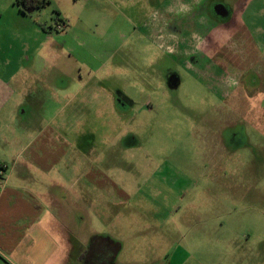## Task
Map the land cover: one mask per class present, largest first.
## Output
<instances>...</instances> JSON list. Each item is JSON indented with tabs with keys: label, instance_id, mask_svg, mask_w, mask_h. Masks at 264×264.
I'll use <instances>...</instances> for the list:
<instances>
[{
	"label": "rangeland",
	"instance_id": "374dc122",
	"mask_svg": "<svg viewBox=\"0 0 264 264\" xmlns=\"http://www.w3.org/2000/svg\"><path fill=\"white\" fill-rule=\"evenodd\" d=\"M212 1L229 8L230 27L247 29L246 34L234 32V38L217 30L223 48L230 52L242 41L245 49L250 46L263 54L264 0H244L249 6L238 14L242 0ZM168 2L51 0L41 11L24 16L16 0H0V77L7 79L28 56L27 74L40 76L32 83L38 92H28L26 115L12 104L0 114L12 126L5 135L37 137L66 101L64 93L84 83L88 90L99 84L104 107L93 100L90 111L84 104V110L73 111L82 98L74 97L72 137L74 142L86 136L94 139L102 150L87 161L114 174L116 183L130 191L132 202L95 218L96 234L122 243L125 264L139 259L164 264L173 252L184 259L186 252L194 255L189 264L209 262L207 253L194 252H237L233 264H264V65L256 59L242 73L221 71V79L234 80L226 78L220 92L219 83L187 69L178 54L168 53L166 46L173 49L186 35H175L170 27L168 32L164 24L162 37L161 20L179 18L180 25L191 24L177 15L189 12L190 3L172 5L171 0L168 17ZM193 33L187 43L204 41ZM170 72L178 74L176 88L170 85ZM50 87L58 91L57 101ZM226 92L233 94L228 102L220 94ZM111 120L119 122L117 128H86ZM24 125L27 129L21 128ZM208 131L220 134L224 152L210 150ZM81 151L75 145V152ZM1 163L10 168L12 162ZM73 232L79 237L76 251L81 246L90 250L94 235L79 231L77 225ZM130 252L134 256L128 257Z\"/></svg>",
	"mask_w": 264,
	"mask_h": 264
},
{
	"label": "crops",
	"instance_id": "0c3cea01",
	"mask_svg": "<svg viewBox=\"0 0 264 264\" xmlns=\"http://www.w3.org/2000/svg\"><path fill=\"white\" fill-rule=\"evenodd\" d=\"M179 1L181 0H173L172 5ZM188 2L191 3V9L198 6L194 5L197 4L196 0H188ZM245 2L242 0L238 5L236 14L246 12L249 5ZM172 5L169 0L165 7L166 14L171 12ZM24 16L26 15L24 14ZM161 21V24H158V32L164 37L165 29L163 28L166 23ZM240 21H242L241 18ZM230 29L232 38L235 37V33H247L244 26L233 25ZM219 35L220 33L218 32L217 35L216 31L211 34L212 41L209 42L208 54L213 58L212 63L206 62L202 64V69H199L187 62L188 69L199 72L200 76L219 83L217 88L220 89L223 84H226L224 80L230 77L221 79L218 75L221 74L222 69L223 72L242 73L256 59L264 65V53L262 54L260 50L254 52V48L249 46L248 49H245L246 46L243 45L229 48L230 52H227L220 42ZM188 39L189 37L186 36L181 41L186 40V44ZM163 41L166 43V40ZM31 58L32 56L21 58L20 67H17V70L12 72L7 79L0 77V114L9 104H12L14 108L21 107L20 113L27 114L23 106L28 102L27 97H30L28 92H32V94L38 92L39 89L32 83L36 84L35 82L40 78L35 74H27L24 64L28 61L30 63ZM230 79L234 80L231 77ZM81 90L86 94L88 91L89 96H82ZM57 92V90L50 91L51 98H54L55 101L58 98ZM101 92L99 84L97 88L88 90L84 83L83 88L64 93L63 98L67 99L47 120L46 131L43 132L41 129L39 135L37 134V137L32 139H23L21 133L14 134L12 139L8 138L5 132L12 128L9 118L0 119V164L4 165L1 163L3 160L12 162L10 168L9 165L7 167L0 165L2 169H0V264L126 263V260L122 259L123 256H126L125 252H122V243L111 235L96 234L93 227L95 218L101 219L102 216H105L107 209L121 206L123 202L131 203L130 191L116 183L113 179L114 174H107L105 168L103 171L94 162L87 161V156L99 154V151L102 150L98 144L94 143L93 138L86 136L74 142L72 137L74 121L71 119L70 111L71 107L75 106L74 97L81 96L82 98L81 104L77 105L79 107L73 111H77L79 108L83 109L84 106H87L85 109L90 111L94 107L88 105L89 101L93 102L94 100L98 104L102 101V107L105 106ZM220 94L222 99L227 102L230 95H233L230 92ZM230 107L233 111L235 110L234 107ZM116 117L114 116V118ZM117 123L119 122L115 120L97 121L88 124L89 126L86 128L113 129L117 128ZM85 126L86 124H84ZM21 128L27 129L25 125ZM61 130L65 131V135L61 133ZM206 137L210 150L224 152L220 134L208 131ZM75 145L77 151L82 150L81 153L75 152ZM79 160L82 161L79 162ZM64 166L66 168H61ZM106 166H109V163ZM74 225L78 226L79 231L85 230L88 235H94L90 241L100 237L118 243L119 251L108 263H104L103 255L96 253L97 257H95V252H87L89 250L83 246L76 251L75 241L79 237L74 238ZM178 253L173 252L172 255H169V260L163 263L189 264V259L194 257L186 252L187 258L184 259ZM201 253L208 254V264H233L232 257L237 252H194L193 254L201 255ZM132 256L134 254L130 252L128 257ZM132 263L147 264L144 259L135 260ZM237 263L240 264L239 261Z\"/></svg>",
	"mask_w": 264,
	"mask_h": 264
},
{
	"label": "flooded vegetation",
	"instance_id": "af4514ba",
	"mask_svg": "<svg viewBox=\"0 0 264 264\" xmlns=\"http://www.w3.org/2000/svg\"><path fill=\"white\" fill-rule=\"evenodd\" d=\"M181 1L189 3L188 0ZM240 4L241 3H239V5ZM194 5L198 6H195L193 9L190 8V11H186V13L184 14H177L181 16V19H187V21L191 20V24L189 23V25H184L182 23L180 25L179 18H174L173 20L168 18V22L166 23L165 29L168 31L170 28H172L174 32L173 34L178 36H183V34H185L186 36L190 37L192 34H194L193 32L195 31L200 37H204V41L199 42L200 44L193 46L191 45V43L185 44L184 41H179L177 42V44H173L175 45L173 49H171V46H166V49H168V53L178 54L185 61V66L187 69V62H190L197 68L202 69V64L206 62L212 63L213 60V58L208 54V51L210 50L209 42L212 41L211 34L213 33V31L221 29L226 31L228 33V36L230 35L229 31L231 30V27L227 21L229 19L230 13L229 8L224 3H221L219 1L214 2L212 0H204L200 4L197 3ZM224 7L226 8V10L224 9ZM167 16L170 17L169 14H167ZM183 29H185L184 32H182ZM243 45H245V43L241 41L239 45L236 44L235 46L241 47ZM188 49H191L190 52H187ZM168 75L171 87L176 88L179 84L178 74L170 72ZM217 89L221 92L219 88ZM118 102L120 106H122V108L126 107L122 101Z\"/></svg>",
	"mask_w": 264,
	"mask_h": 264
},
{
	"label": "trees",
	"instance_id": "16d2710c",
	"mask_svg": "<svg viewBox=\"0 0 264 264\" xmlns=\"http://www.w3.org/2000/svg\"><path fill=\"white\" fill-rule=\"evenodd\" d=\"M17 4L24 14H32L35 11L41 10L47 7L51 0H16ZM119 244L108 239V238H100L96 237L91 244V248L87 252H95V257H97L96 253L101 254L104 263H108L110 259H112L113 255H115L119 251Z\"/></svg>",
	"mask_w": 264,
	"mask_h": 264
},
{
	"label": "water",
	"instance_id": "95a60500",
	"mask_svg": "<svg viewBox=\"0 0 264 264\" xmlns=\"http://www.w3.org/2000/svg\"><path fill=\"white\" fill-rule=\"evenodd\" d=\"M224 9L226 10V8L224 7Z\"/></svg>",
	"mask_w": 264,
	"mask_h": 264
}]
</instances>
